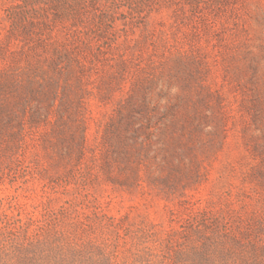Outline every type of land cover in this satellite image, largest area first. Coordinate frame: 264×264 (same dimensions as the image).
<instances>
[{
	"label": "rangeland",
	"instance_id": "rangeland-1",
	"mask_svg": "<svg viewBox=\"0 0 264 264\" xmlns=\"http://www.w3.org/2000/svg\"><path fill=\"white\" fill-rule=\"evenodd\" d=\"M0 264H264V0H0Z\"/></svg>",
	"mask_w": 264,
	"mask_h": 264
}]
</instances>
